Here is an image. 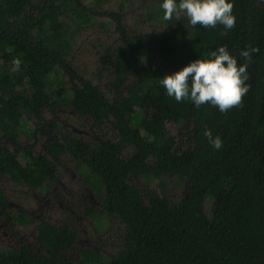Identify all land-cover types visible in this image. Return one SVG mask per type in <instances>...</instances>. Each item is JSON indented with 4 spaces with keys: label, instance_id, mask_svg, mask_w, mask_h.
<instances>
[{
    "label": "trees",
    "instance_id": "1",
    "mask_svg": "<svg viewBox=\"0 0 264 264\" xmlns=\"http://www.w3.org/2000/svg\"><path fill=\"white\" fill-rule=\"evenodd\" d=\"M134 1L153 6L154 34L125 33L124 4ZM255 1L228 0L236 26L225 29L193 27L183 15L165 21L163 0H120L115 12L96 0L94 15L116 37L109 58L98 56L108 77L101 89L70 58L71 30L90 20L79 0H0V181L47 194L67 156L86 169L84 184L124 227L123 248L109 257L77 245L64 222L31 220L36 251L25 245L0 249V264H264V0L259 6ZM220 46L238 65L245 63L242 50L259 49L248 62L242 106L221 113L167 95L165 75L197 58L212 59L209 53ZM56 109L92 126L109 123L117 138L99 134L85 141L68 134L33 154L35 126L51 125L47 116ZM172 121L190 122L191 145L179 152L166 130ZM205 128L223 141L219 150L203 135ZM163 176L184 184L176 205L152 189L141 196L124 183L160 182ZM206 197L210 218L202 210ZM0 204L2 213L7 202L1 190ZM25 213L5 220L27 226Z\"/></svg>",
    "mask_w": 264,
    "mask_h": 264
},
{
    "label": "rangeland",
    "instance_id": "2",
    "mask_svg": "<svg viewBox=\"0 0 264 264\" xmlns=\"http://www.w3.org/2000/svg\"><path fill=\"white\" fill-rule=\"evenodd\" d=\"M31 1L35 4L39 0ZM79 1L89 11L90 20L87 27L71 30L70 58L74 67L83 76L95 81L102 89L107 84L108 77L103 71L106 66L99 61L98 56L109 58L107 55L110 56V48L116 44V37L110 30L111 25L94 15L92 8L96 0ZM101 4L104 10L115 12L120 0H101ZM255 5H261V0H256ZM152 9L153 6L148 3L136 1L132 4L125 3L122 12V25L125 33L137 31L144 36L154 34L156 25L153 19L155 16L149 13ZM48 117L53 119L51 125L42 122L35 126L39 132L35 135L33 154H38L50 140L60 141L63 138V132L74 133L86 141L98 137L99 134L111 140L117 138L115 132L109 128V123H104L100 127L92 126L84 121L82 123L66 109H56L54 114ZM133 120L136 121V119ZM133 120L132 122H135ZM166 130L174 137L175 152L191 145L190 122H169L166 124ZM27 144H29L28 141ZM61 159L63 163L60 166V174L57 176L56 183L48 189L47 194L42 190L34 194L22 187L13 186L5 178L1 179L0 190L6 199L7 206L0 213V248L12 246L18 242L36 251L31 221L28 223L29 226H21L16 221L8 223L5 220L7 215L13 218L14 215L24 210L28 212L27 217L33 221L44 219L54 225L64 221L68 227L75 230L77 245L95 248L103 255L112 257L123 248V225L115 216L105 217L102 213L98 199L83 182L82 176L86 169L68 160L67 156ZM124 183L133 185L141 196L152 189L164 196L171 206L178 204L184 197V184L170 176H163L160 182L157 180L145 183L142 180L127 179ZM202 210L205 217L210 218V199L207 197L203 200ZM69 256L73 262L78 260L74 251Z\"/></svg>",
    "mask_w": 264,
    "mask_h": 264
},
{
    "label": "clouds",
    "instance_id": "3",
    "mask_svg": "<svg viewBox=\"0 0 264 264\" xmlns=\"http://www.w3.org/2000/svg\"><path fill=\"white\" fill-rule=\"evenodd\" d=\"M234 5L228 0H163L160 8L163 10V20L170 21L174 15L177 20L185 16L193 27L214 28L221 24L225 29L236 26V17L232 14ZM257 47L242 50L239 56L245 63H237L230 55L226 46H220L211 51L212 59H195L181 70L165 75L161 84L169 97L177 102L190 100L196 108L204 104L217 107L221 113H226L234 107L242 106L243 97L248 92L246 81L248 62L252 53L258 52ZM21 61H13L18 68ZM203 135L216 150L223 146V141L213 136L211 130L205 128Z\"/></svg>",
    "mask_w": 264,
    "mask_h": 264
},
{
    "label": "flooded vegetation",
    "instance_id": "4",
    "mask_svg": "<svg viewBox=\"0 0 264 264\" xmlns=\"http://www.w3.org/2000/svg\"><path fill=\"white\" fill-rule=\"evenodd\" d=\"M122 24V23H121ZM102 57V56H101ZM99 58V57H98ZM73 67H74V65H72ZM79 72V71H78ZM80 73V72H79ZM81 74V73H80ZM86 77V76H85ZM91 80V79H90ZM54 114V113H53ZM71 115L72 116H74L72 113H71ZM76 118V117H75ZM53 120V119H52ZM76 120H79V121H82V120H80V119H77L76 118ZM82 123H83V121H82ZM68 134H71V135H74L75 136V134L74 133H71V132H67V133H65V132H63V138L62 139H60V141L61 140H64L65 138H66V135H68ZM65 135V136H64ZM77 136V135H76ZM51 141V140H50ZM86 141V140H85ZM72 162V161H71ZM73 163H75V162H73ZM85 186H87V187H89L88 185H86L85 184ZM90 188V187H89ZM94 193V192H93ZM94 195H95V193H94ZM92 197V196H91ZM95 197H96V195H95ZM92 200V199H91ZM92 203H94L93 201H91ZM95 204V203H94ZM100 205V204H99ZM102 209V208H101ZM22 211H24V210H22ZM102 213L104 214V216L105 217H108V215L104 212V210L102 209ZM28 212H26L25 214H24V218L28 221V223L31 221V219L29 218V217H27L28 216V214H27ZM18 215V214H17ZM14 216H16V215H14ZM9 217V216H8ZM10 218V217H9ZM29 218V219H28ZM39 220H41V219H39ZM42 220H44V219H42ZM35 221H37V220H35ZM47 221V220H46ZM119 221V220H118ZM12 222H14V221H12L11 219H10V223H12ZM61 222H64V221H60V223ZM51 223V222H50ZM65 223V222H64ZM66 224V223H65ZM32 225V224H31ZM59 225V224H58ZM67 225V224H66ZM22 226V225H21ZM27 226H29V224L27 225ZM68 227V226H67ZM68 228H71L72 229V227H68ZM75 231V230H74ZM76 233V232H75ZM21 244H19L18 242L17 243H15L14 245H12V246H4V247H1L0 249H6V248H12V247H19Z\"/></svg>",
    "mask_w": 264,
    "mask_h": 264
}]
</instances>
